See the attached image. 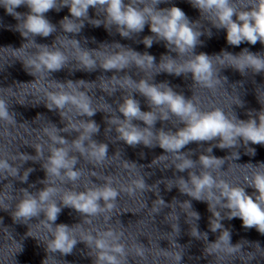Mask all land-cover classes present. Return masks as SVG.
<instances>
[{
    "label": "clouds",
    "instance_id": "clouds-1",
    "mask_svg": "<svg viewBox=\"0 0 264 264\" xmlns=\"http://www.w3.org/2000/svg\"><path fill=\"white\" fill-rule=\"evenodd\" d=\"M0 2L5 8L6 14L11 15L17 21L22 14L14 12L13 9L22 5L27 7V13L23 14V30L17 28L22 38H27L29 34L32 37L46 38L56 30L55 25L46 18L45 13L53 9L60 10L57 7V0H0ZM161 2L162 0H151V5L141 8L131 3L125 4L124 0H62L60 7H67L68 15L60 21V24L64 32L79 34L84 27V20L88 17L89 9L96 8L98 5L104 6L106 28L108 25H115L120 36L130 37L132 33L143 32L147 25L155 37L166 42L165 46L169 51L176 52L180 57H188L183 62H177L170 56H162L155 72L156 75L166 73L181 77L190 74L194 85L207 88L212 92H215L218 86L222 87V82L228 81L227 76L220 75V69H231L242 77L251 71L254 76H261V79L264 80V56L254 54L248 49L235 55L223 51L215 57H210L204 52L196 54L194 50L200 42L198 38L202 33L194 30L192 22L179 7L156 8L155 5ZM190 3L201 13L209 14L214 27L225 30L227 44L238 47L244 42L249 45H256L259 42L264 45V0H255L247 5V10H238L230 3V0H190ZM89 23L96 28L101 26L99 20H90ZM32 43L35 45L36 51L31 56L17 55L23 50V44L20 49L13 52V55H16L22 69L33 79L27 82L15 81L14 83L24 91L31 90L33 94L43 93L47 101L44 107L49 111L58 110L61 119H64L67 112L73 109L77 114L88 117L96 114L95 109L91 107L90 98L84 92L77 91L71 80L67 81V88L70 91L65 90L64 84L59 82L55 84L56 90L49 91L42 83L47 74L62 70L70 55L88 71L96 67L97 60L100 61V67L105 71H120L130 63L148 71L152 70L156 63V58L153 55L125 49L119 44L116 47L120 50L115 52L95 49L83 50L79 47V40L73 39L68 43L71 44L74 52L68 53L67 44L64 41H60L65 49L63 51L55 45L36 44L34 40ZM143 44L146 48H151L153 37H144ZM76 84L84 85L85 82L80 80ZM121 86L133 87L135 91L146 98L150 110L142 111L137 100L132 97L126 98L119 106V112L124 119L111 121L118 125L116 131L119 133V139L128 146L143 145L149 149L158 146L163 152L171 153L175 170L178 172L187 171L188 179L180 177L175 182L168 181L167 190L171 191L175 186L181 194L191 198V200L184 201L181 207L193 220H199L201 217L198 211L191 210V201L205 203L207 210L211 213L209 231L214 234L219 232L215 240H209L207 232H200L198 227L193 226L189 235L196 240L206 242L203 249L205 256H215L217 260L221 256L243 260L240 255L243 243L248 242L233 243L232 232L222 225L223 217L218 208L227 209L226 218L229 221L238 218L242 221L243 229H255L261 236H264V163L243 165L245 168L253 169L250 176H244V185L228 182L222 178L223 174L220 170L227 160L241 159V154L238 151L240 148L245 149L244 155L249 156L251 160L257 153V146L264 147V93H259L256 97L261 105L259 110L248 109L245 113L247 118L241 119L234 110L226 113L224 107L217 106L212 102H209L206 109L202 108L195 96L188 97L183 93L176 92L168 83H149L147 79H141L136 83L130 77H126ZM48 87H52V85L49 84ZM2 91L5 90L0 89V92ZM6 91L11 93V86ZM18 103L21 107H27L22 99ZM232 103L237 108L245 106V102L238 98H233ZM170 116L178 118L182 127L177 128L174 132L159 130L154 133L152 129L157 121H167ZM40 118L41 114H37V119ZM134 120L141 121L144 126L134 124ZM17 125L28 131L27 121H17V112L14 106L10 105L3 96H0V128L4 130L3 138L7 143H11V140L15 139L9 129H15ZM70 129L75 130L79 135L69 145L65 137L58 133L67 132ZM98 132L99 126L94 121L73 123L71 119L62 129H58L54 124H49L42 129V134L51 141L48 145L49 154L46 161L41 164L45 178L40 183L44 187L35 194L21 188L22 196L15 204L12 219L14 223L22 222L25 225L29 221L37 220V229L42 227L51 234V238H43L46 241V254L60 253L62 257L66 258L72 255L78 243H84L92 250L89 253V258L94 257L93 264H127L130 252L144 258L146 249L142 244H133L129 248L121 242V238L124 236L122 230L112 228H107L104 231L93 230L95 231V235H93L83 230L80 224L70 227L67 224L55 223L62 212L61 204L63 208L81 214L84 224H92L91 218L101 214L104 215L105 221H108L110 214L117 207L116 201L121 192L126 193L129 197H135L146 191H151L155 187V185L148 186L139 173L134 179H131L128 185H121L119 190L112 186L111 178H105L106 182L101 186L95 184L91 187L86 186L83 191L65 190L56 186V181L75 182L81 176V172L75 167L77 157L70 154L72 150L97 165L105 162L108 152L107 144H98L91 139L92 135ZM85 141H88L87 147ZM213 141H215L214 146H209L206 149L207 154H200L198 162L190 158V152L181 151L192 142L199 144ZM24 145L33 147L36 155L32 156L20 151L10 155L9 152L0 149V180L8 181L11 177L18 178L21 184L27 183L29 175L35 169L29 167L23 174H20V167L29 161L37 163L44 159L43 143L29 145L27 141H24ZM213 147L230 150V157L213 155ZM167 158L164 155L158 156L152 161V164L156 165ZM17 160L20 162L19 165L16 164ZM197 163L202 169L199 174L192 171L196 168ZM123 167L136 170L135 163L124 162ZM92 175L95 176L96 173L93 172ZM32 186L30 185V187ZM10 187V183L5 185L6 190ZM248 189L252 190L251 193ZM4 198L7 197H0V204H3ZM57 198H59V204ZM173 202L175 203V198H173ZM165 206L167 205L164 199L158 198L153 202L151 212L159 213ZM3 207L7 210L6 204ZM168 218L173 221L171 224L173 233L179 235V217L173 214ZM27 235L33 236L32 231L29 230ZM255 244L258 249L259 242H255ZM173 247L180 248L175 243ZM15 250L22 254L24 249L22 245H16ZM158 254L170 257L174 264H181L183 260L182 248L175 252L161 250ZM249 259H254V257L249 255ZM41 264H46V260L42 259Z\"/></svg>",
    "mask_w": 264,
    "mask_h": 264
}]
</instances>
